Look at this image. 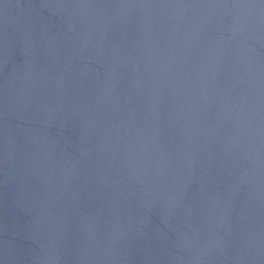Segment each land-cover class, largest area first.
<instances>
[{"label": "water", "instance_id": "95a60500", "mask_svg": "<svg viewBox=\"0 0 264 264\" xmlns=\"http://www.w3.org/2000/svg\"><path fill=\"white\" fill-rule=\"evenodd\" d=\"M0 264H264V0H0Z\"/></svg>", "mask_w": 264, "mask_h": 264}]
</instances>
